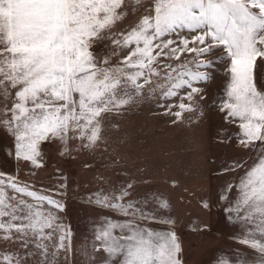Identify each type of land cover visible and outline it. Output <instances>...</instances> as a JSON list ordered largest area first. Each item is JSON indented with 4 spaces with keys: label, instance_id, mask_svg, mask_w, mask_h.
Here are the masks:
<instances>
[{
    "label": "snow or ice",
    "instance_id": "1",
    "mask_svg": "<svg viewBox=\"0 0 264 264\" xmlns=\"http://www.w3.org/2000/svg\"><path fill=\"white\" fill-rule=\"evenodd\" d=\"M126 18L134 23L122 26ZM218 65L226 81L215 106L253 153L250 166L233 162L244 175L219 199L238 229L234 241L253 254L235 250L216 264H264V0H0V130L14 139L9 155L39 168L46 142L65 153L70 141L94 150L106 143L108 120L146 93L178 100L167 112L182 120ZM132 189L88 197L118 218L104 217L91 246L74 249L63 202L0 171V239L18 245L0 253V264H70L77 253L84 264H96L98 253L104 264H184L175 221L158 214L168 201L131 199Z\"/></svg>",
    "mask_w": 264,
    "mask_h": 264
},
{
    "label": "rangeland",
    "instance_id": "2",
    "mask_svg": "<svg viewBox=\"0 0 264 264\" xmlns=\"http://www.w3.org/2000/svg\"><path fill=\"white\" fill-rule=\"evenodd\" d=\"M130 23L134 21L126 18L122 26ZM185 57L192 59L188 54L181 59ZM257 63L260 65L259 60ZM212 75L211 81L201 85L204 99L197 97V110L185 113L182 120L167 112V106L178 100L164 101L146 93L108 120L103 132L106 143L94 150L70 141L72 150L65 153L58 141L43 143V166L39 168L9 155L15 150L14 139L0 130V171L63 202L60 216L71 226L74 249L91 246L92 230L104 217L118 218L90 206L88 197L132 183L131 199L156 194L168 201L169 209L158 214L175 221L184 264H216L218 256H231L235 250L252 255L251 249L234 241L238 229L226 219L225 204L219 197L229 183L244 175V168L231 170L233 162L250 166L253 153L235 139L237 123H226L225 114L215 106L224 91L223 66H216ZM258 80L264 83V79ZM177 110L172 108V112ZM236 195L233 188L229 199ZM153 227L166 230L162 224ZM70 264H84V260L77 253L70 257ZM96 264H104L102 253L96 254Z\"/></svg>",
    "mask_w": 264,
    "mask_h": 264
},
{
    "label": "crops",
    "instance_id": "3",
    "mask_svg": "<svg viewBox=\"0 0 264 264\" xmlns=\"http://www.w3.org/2000/svg\"><path fill=\"white\" fill-rule=\"evenodd\" d=\"M18 248L17 244L0 239V253L14 251Z\"/></svg>",
    "mask_w": 264,
    "mask_h": 264
}]
</instances>
